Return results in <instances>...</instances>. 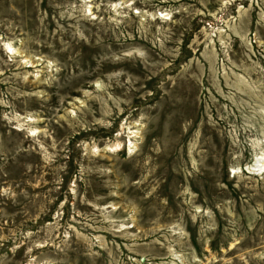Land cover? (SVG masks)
I'll return each mask as SVG.
<instances>
[{
	"label": "rangeland",
	"instance_id": "rangeland-1",
	"mask_svg": "<svg viewBox=\"0 0 264 264\" xmlns=\"http://www.w3.org/2000/svg\"><path fill=\"white\" fill-rule=\"evenodd\" d=\"M0 264H264V0H0Z\"/></svg>",
	"mask_w": 264,
	"mask_h": 264
}]
</instances>
